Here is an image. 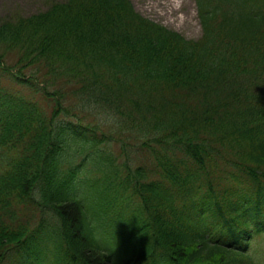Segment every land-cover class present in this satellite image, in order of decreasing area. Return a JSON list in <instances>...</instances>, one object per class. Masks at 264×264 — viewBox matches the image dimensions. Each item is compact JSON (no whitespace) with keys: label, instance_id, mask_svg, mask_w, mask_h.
Here are the masks:
<instances>
[{"label":"trees","instance_id":"16d2710c","mask_svg":"<svg viewBox=\"0 0 264 264\" xmlns=\"http://www.w3.org/2000/svg\"><path fill=\"white\" fill-rule=\"evenodd\" d=\"M196 3V39L130 0H51L0 21V264H264V0ZM103 163L141 214L70 194L106 183L87 176ZM196 195L216 206L190 224ZM107 217L130 248L95 242Z\"/></svg>","mask_w":264,"mask_h":264},{"label":"rangeland","instance_id":"374dc122","mask_svg":"<svg viewBox=\"0 0 264 264\" xmlns=\"http://www.w3.org/2000/svg\"><path fill=\"white\" fill-rule=\"evenodd\" d=\"M144 15L174 28L188 37H197L201 26L194 0H132ZM51 0H0V21L18 13L45 9Z\"/></svg>","mask_w":264,"mask_h":264}]
</instances>
